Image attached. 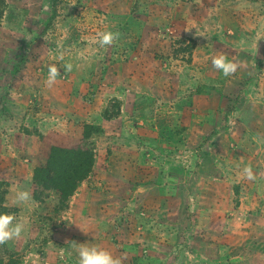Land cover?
Returning <instances> with one entry per match:
<instances>
[{
	"label": "rangeland",
	"instance_id": "1",
	"mask_svg": "<svg viewBox=\"0 0 264 264\" xmlns=\"http://www.w3.org/2000/svg\"><path fill=\"white\" fill-rule=\"evenodd\" d=\"M260 36L264 0H0V214L26 221L0 263L77 264L76 242L122 264H264ZM85 144L92 172L55 215L34 170Z\"/></svg>",
	"mask_w": 264,
	"mask_h": 264
},
{
	"label": "clouds",
	"instance_id": "2",
	"mask_svg": "<svg viewBox=\"0 0 264 264\" xmlns=\"http://www.w3.org/2000/svg\"><path fill=\"white\" fill-rule=\"evenodd\" d=\"M49 6L47 4L42 5V11H48ZM96 43L100 47L111 46L115 41L120 38L119 32H97ZM264 39V36H260L257 40ZM63 58L62 56L60 57ZM212 67L221 72L224 77L234 75L239 65L229 60L228 57L221 53H218L212 58ZM65 70L72 71V65L70 63L64 65ZM60 75L59 69L55 65H49L48 76L45 81L47 87H52L56 83L57 76ZM242 177L248 180H254L255 176L250 167H245L242 171ZM32 200L31 192L28 190L17 189L14 196V203L17 205H24ZM26 221L17 220L16 217L9 214H0V245L7 243L13 239H19L25 229ZM76 254L77 264H122V260L116 257L107 249L100 248L98 246H88L87 243H71ZM40 264H46V261L40 260Z\"/></svg>",
	"mask_w": 264,
	"mask_h": 264
},
{
	"label": "trees",
	"instance_id": "3",
	"mask_svg": "<svg viewBox=\"0 0 264 264\" xmlns=\"http://www.w3.org/2000/svg\"><path fill=\"white\" fill-rule=\"evenodd\" d=\"M93 129L90 125L83 129L85 142L89 140L91 132H94ZM93 166V150L86 144L76 149L51 148L46 165L34 170V199L43 203L45 193H54L56 196L54 213L57 215L58 211L66 208L69 199L91 174Z\"/></svg>",
	"mask_w": 264,
	"mask_h": 264
}]
</instances>
